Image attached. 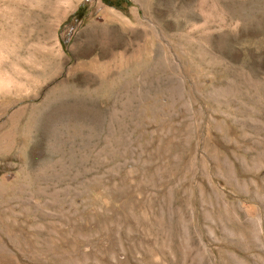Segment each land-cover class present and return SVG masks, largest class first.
<instances>
[{"label": "rangeland", "instance_id": "1", "mask_svg": "<svg viewBox=\"0 0 264 264\" xmlns=\"http://www.w3.org/2000/svg\"><path fill=\"white\" fill-rule=\"evenodd\" d=\"M23 2L0 264H264V0Z\"/></svg>", "mask_w": 264, "mask_h": 264}, {"label": "bare ground", "instance_id": "2", "mask_svg": "<svg viewBox=\"0 0 264 264\" xmlns=\"http://www.w3.org/2000/svg\"><path fill=\"white\" fill-rule=\"evenodd\" d=\"M6 5L4 13L0 16V90L5 89L8 85H11L14 93H20L23 90V83H25L23 82V80L26 79L25 74H23L20 70L18 71L13 68L11 63L12 61L6 62L3 60L2 54H8L7 57H13L14 60L18 59V65H23L25 67L24 61L21 62V58L19 59L20 54L18 53L21 50H19L18 40L19 27L16 23V18L19 16V11L23 8L24 2L23 0H6ZM3 68H8V70L10 69L13 73V77L17 78L18 82L13 81V79L11 80V76V78H8L6 73L1 70ZM30 71L35 76L39 73V71H37L34 67L30 68ZM34 80H32V83ZM33 85L37 86L36 84Z\"/></svg>", "mask_w": 264, "mask_h": 264}, {"label": "trees", "instance_id": "3", "mask_svg": "<svg viewBox=\"0 0 264 264\" xmlns=\"http://www.w3.org/2000/svg\"><path fill=\"white\" fill-rule=\"evenodd\" d=\"M106 5L115 7L117 9H120L122 4H125L126 6H131L130 0H102ZM87 9L84 4H82L77 11L72 14L69 18L68 21L71 20L72 18H76L77 20H83L86 16Z\"/></svg>", "mask_w": 264, "mask_h": 264}, {"label": "flooded vegetation", "instance_id": "4", "mask_svg": "<svg viewBox=\"0 0 264 264\" xmlns=\"http://www.w3.org/2000/svg\"><path fill=\"white\" fill-rule=\"evenodd\" d=\"M119 1H121V0H119Z\"/></svg>", "mask_w": 264, "mask_h": 264}]
</instances>
